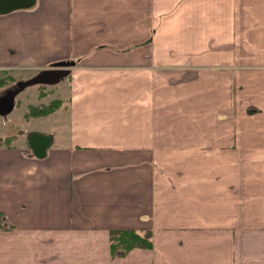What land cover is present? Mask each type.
<instances>
[{
	"label": "crops",
	"instance_id": "crops-1",
	"mask_svg": "<svg viewBox=\"0 0 264 264\" xmlns=\"http://www.w3.org/2000/svg\"><path fill=\"white\" fill-rule=\"evenodd\" d=\"M59 61L67 88L44 115L66 117L58 144L0 124L13 138L0 146L12 223L0 264H264V0H35L0 13V77ZM33 130L52 136L42 158ZM124 228L150 230L152 247L112 254L109 233Z\"/></svg>",
	"mask_w": 264,
	"mask_h": 264
},
{
	"label": "rangeland",
	"instance_id": "rangeland-1",
	"mask_svg": "<svg viewBox=\"0 0 264 264\" xmlns=\"http://www.w3.org/2000/svg\"><path fill=\"white\" fill-rule=\"evenodd\" d=\"M14 84V82H6L0 92L2 93L6 88L13 87ZM66 88V80L56 83L55 86H47L36 83L27 85L17 93L14 100L15 104L11 112L5 115H0V124L5 128H9L10 133H17L19 140L24 138V131L28 129H40L46 131L51 130L56 137L52 143V146L57 145L59 142V137L64 136L66 133V126L64 125L66 123V117L62 116V120L58 119L57 114L52 116H38L39 118L28 117L27 113L25 115V110L27 103L36 104L39 106H45L49 104L54 97L56 98L58 89L64 90ZM49 91L52 92L49 93ZM38 93L41 94V98L39 99ZM17 141L18 140H16V142Z\"/></svg>",
	"mask_w": 264,
	"mask_h": 264
},
{
	"label": "water",
	"instance_id": "water-1",
	"mask_svg": "<svg viewBox=\"0 0 264 264\" xmlns=\"http://www.w3.org/2000/svg\"><path fill=\"white\" fill-rule=\"evenodd\" d=\"M35 0H0V13L16 8H29L33 6ZM66 61L56 62L55 65L42 69L33 77L19 81L13 87L7 88L0 96V115L11 112L14 106L15 96L24 87L30 84H54L62 79L68 70ZM26 143L35 157L42 158L46 155L48 147L51 145L52 136L38 131H30L26 135Z\"/></svg>",
	"mask_w": 264,
	"mask_h": 264
},
{
	"label": "trees",
	"instance_id": "trees-1",
	"mask_svg": "<svg viewBox=\"0 0 264 264\" xmlns=\"http://www.w3.org/2000/svg\"><path fill=\"white\" fill-rule=\"evenodd\" d=\"M6 82H14L15 78L10 75L0 77V87H3ZM45 85V84H44ZM41 94H39L40 96ZM41 97V96H40ZM61 104L60 99H53L49 104L45 106L29 105L27 108V115L29 117L44 116L52 113ZM13 140L11 136L0 138V146H10V142ZM12 228L11 221H7L0 212V229L9 230ZM152 232L150 230L139 231L131 228L124 229H112L109 233L110 248L114 255L122 256L128 250L134 247H152L151 240Z\"/></svg>",
	"mask_w": 264,
	"mask_h": 264
}]
</instances>
